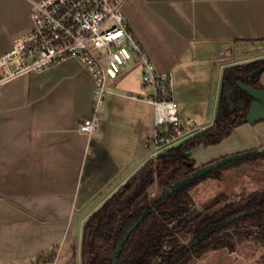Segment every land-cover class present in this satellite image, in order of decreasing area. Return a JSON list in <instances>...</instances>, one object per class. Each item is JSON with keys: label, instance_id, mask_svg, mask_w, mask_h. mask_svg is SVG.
Listing matches in <instances>:
<instances>
[{"label": "crops", "instance_id": "obj_1", "mask_svg": "<svg viewBox=\"0 0 264 264\" xmlns=\"http://www.w3.org/2000/svg\"><path fill=\"white\" fill-rule=\"evenodd\" d=\"M35 1L0 0V54L30 28ZM122 8L144 54L157 72L169 75L179 121L190 123L179 141L212 123L223 68L264 55V0H123ZM130 60L108 77L100 101L92 77L73 58L0 83V264H34L52 248L56 256L50 264H80L88 215L156 155L149 142L154 106L146 100L153 89L142 81L138 58ZM6 73L0 68V76ZM259 79L264 87V72ZM85 118H94L90 133L79 129ZM91 140L107 150L110 161L92 160ZM262 144L264 118L243 122L221 141L193 145L184 154L199 166ZM93 162L91 179L82 180ZM111 163L115 171L94 189L92 182L105 177ZM203 186L207 191L209 185ZM214 186L224 188L221 182ZM236 246L233 255L223 250L228 253L223 263H208L264 264L263 245ZM250 247L257 253L240 255L241 248Z\"/></svg>", "mask_w": 264, "mask_h": 264}, {"label": "trees", "instance_id": "obj_2", "mask_svg": "<svg viewBox=\"0 0 264 264\" xmlns=\"http://www.w3.org/2000/svg\"><path fill=\"white\" fill-rule=\"evenodd\" d=\"M264 72V55L256 59L227 65L223 68L221 85L215 116L210 125L194 131L171 146L163 147L155 156L148 158L135 170L123 185L91 212L82 227L80 245V264H111V254L123 240L129 228L144 214L115 256L117 264H190L196 256L216 249L226 248L234 251L237 243L253 241L264 246V186L248 192L240 199L227 200L205 216H200L193 226L196 242L193 246L176 240L174 234L186 228L191 219V197L188 191L198 182L219 178L228 167L239 165L242 161L264 158V144L258 152L240 159L215 162L211 159L196 166L194 160L187 158L184 150L196 144L216 143L230 134L232 128L246 122V111L253 100L238 86L242 81L253 88H264L259 76ZM181 127L168 124L165 134H176ZM92 160H109L107 150L96 141L89 142ZM95 156V157H94ZM212 165L211 169L195 176L188 183L173 187L201 166ZM86 165L83 179H91ZM103 165V164H102ZM105 177L92 182L93 188L100 186ZM155 187L156 198L151 200L149 193ZM170 237L169 247L162 245L164 237ZM56 256V249L37 255L34 264H50Z\"/></svg>", "mask_w": 264, "mask_h": 264}, {"label": "built area", "instance_id": "obj_3", "mask_svg": "<svg viewBox=\"0 0 264 264\" xmlns=\"http://www.w3.org/2000/svg\"><path fill=\"white\" fill-rule=\"evenodd\" d=\"M32 4L30 28L0 54V68L7 71L0 76V83L60 59L73 58L92 77L94 95L100 101L106 93L108 77L116 75L117 66L134 54L144 66L142 81L153 89L146 98L154 106L155 115L154 134L149 142L157 154L179 141L185 132L183 126L189 122L179 121L169 75L157 72L144 54L124 16L123 0H38ZM168 124L181 129L176 134H165ZM93 125L94 118H85L79 129L90 133ZM154 196L153 187L149 197Z\"/></svg>", "mask_w": 264, "mask_h": 264}, {"label": "rangeland", "instance_id": "obj_4", "mask_svg": "<svg viewBox=\"0 0 264 264\" xmlns=\"http://www.w3.org/2000/svg\"><path fill=\"white\" fill-rule=\"evenodd\" d=\"M133 58H137V57L133 54L129 58L131 59L130 61H132ZM243 162L245 163L244 165H242V168L234 170V172H228V173L226 172L225 175L223 174L219 178H216V179L210 178V179H207V181L205 180L202 182H198L197 183L198 185L197 184L194 185V187L190 190V196L191 198H193L192 199L193 202L191 201L190 207L194 208L195 206L196 208L198 207V209L202 210L203 208H206L208 204L215 201V199L221 200L224 198L223 201L227 199L228 200L239 199V198H242L244 195H246V193H248L250 188H253V186L258 187L260 189V187L263 186L264 184V160L262 158H259V160H254V161L247 160ZM241 178H242V181L243 180L247 181L245 184L243 183V185L241 183H236V182H239ZM216 182H221L223 184V187H224L223 190L221 191L215 190L216 187L214 186V184ZM212 183H213V186H212ZM203 185H209L207 186L208 187L207 191L205 189L201 190V188H204ZM234 188L236 189L233 190ZM210 192H215L217 194L214 193L215 196L212 195L211 197H208L210 196ZM189 213L191 217H194L195 214L197 213V209L194 208V210L190 211ZM181 237L185 243L191 244L195 241L194 235H193V229L191 227L186 228L181 233ZM245 242L247 241L245 240L243 243ZM248 242L253 243V241L251 240H249ZM238 249H240V247H238ZM239 252H240V255L246 256V258L251 257L252 255L257 253V251L255 249H252L251 247L241 248ZM227 254H228L227 252L224 253L223 249H212L211 251H207L201 256L196 257V259H194L191 264H197L200 260L209 261V262L221 261L223 263V258ZM231 255H233L232 252H231ZM229 258L231 259L230 256ZM229 258L226 260V262L229 261ZM74 264H77V263L74 262ZM215 264H217V262Z\"/></svg>", "mask_w": 264, "mask_h": 264}, {"label": "water", "instance_id": "obj_5", "mask_svg": "<svg viewBox=\"0 0 264 264\" xmlns=\"http://www.w3.org/2000/svg\"><path fill=\"white\" fill-rule=\"evenodd\" d=\"M238 86L241 87L244 91H246L250 96H252L253 100L250 102L247 113L245 116L246 122L254 123L257 122L259 119L264 118V88H253L249 86L248 84L240 81L238 82ZM263 145L258 146L257 148L243 150L239 153H233L230 155H226L225 157L219 159L215 163L218 164H224L226 161H231L235 159H240L243 156L258 152L262 148ZM214 164L201 166L198 169H196L192 175H189L183 179H180L177 181L176 185L173 187V190H176L179 186L188 183L191 179H193L195 176H199L200 174H203L207 171H209ZM154 197H151V200H154ZM144 217V214L129 228V230L126 232L123 240L115 247L116 249L111 254V261L112 264L117 263V258L115 254L121 250V246L126 241V239L129 237L130 233L132 232L133 228L137 226L140 222V220Z\"/></svg>", "mask_w": 264, "mask_h": 264}, {"label": "flooded vegetation", "instance_id": "obj_6", "mask_svg": "<svg viewBox=\"0 0 264 264\" xmlns=\"http://www.w3.org/2000/svg\"><path fill=\"white\" fill-rule=\"evenodd\" d=\"M263 160H264V158H262ZM259 160V159H258ZM243 162V161H242ZM242 164V163H241ZM221 176V175H220ZM216 179V178H215ZM196 185V184H195ZM263 186H264V184H263ZM194 187V186H193ZM192 187V188H193ZM262 187V186H261ZM260 187V188H261ZM191 188V189H192ZM190 189V190H191ZM190 190L188 191V193H189V196H190ZM215 194H217V193H215ZM215 194H212V195H214L215 196ZM211 194H210V196H208V197H211L212 196ZM191 197V196H190ZM192 199L193 198H191V201H192ZM224 199V198H223ZM223 199H215V201H213V202H211L210 204H208L207 205V207L206 208H203L202 210H200V209H198V207L196 208L195 206H194V208L195 209H197V213L195 214V216L194 217H191L190 216V211H192V210H194V208H191L189 211H188V218L189 219H191V222H190V224L186 227V228H188V227H191V228H193V226L195 225V223L198 221V219H199V217L200 216H205L206 214H208L209 212H211V210H213V209H215V208H217V207H220V206H222L224 203H226L227 202V200H225V201H223ZM240 199V198H239ZM237 200V199H236ZM193 202V201H192ZM222 202V203H221ZM186 228H184L182 231H179V232H176L175 234H174V237L173 238H175L176 240H178V241H181V242H183V243H185L184 242V240L182 239V237H181V233L186 229ZM194 235V234H193ZM194 239H195V241L193 242V243H191V244H189V243H185L186 245H188V246H193L194 244H195V242H196V237L194 236ZM168 240H170V237H164L163 238V240H162V245L164 246V247H169V241ZM242 243V242H241ZM124 244V243H123ZM123 246V245H122ZM216 249H223V250H227L226 248H216ZM208 251H211V250H208ZM207 252V251H206ZM227 252L229 253V252H232V251H228L227 250ZM205 253V252H204ZM204 253H202V254H204ZM201 254V255H202ZM201 255H199V256H201ZM199 256H196V257H199ZM194 259H196V258H194ZM193 259V260H194ZM192 260V261H193ZM192 261H191V263H192ZM190 263V264H191ZM207 263H208V261H207ZM112 264V263H111ZM117 264V263H116ZM209 264V263H208Z\"/></svg>", "mask_w": 264, "mask_h": 264}]
</instances>
